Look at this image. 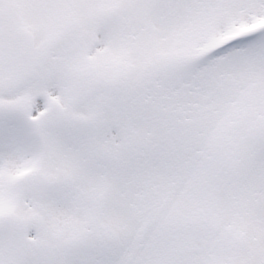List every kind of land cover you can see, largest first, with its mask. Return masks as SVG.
<instances>
[{
  "label": "snow or ice",
  "instance_id": "6c2138e0",
  "mask_svg": "<svg viewBox=\"0 0 264 264\" xmlns=\"http://www.w3.org/2000/svg\"><path fill=\"white\" fill-rule=\"evenodd\" d=\"M0 264H264V0H0Z\"/></svg>",
  "mask_w": 264,
  "mask_h": 264
}]
</instances>
